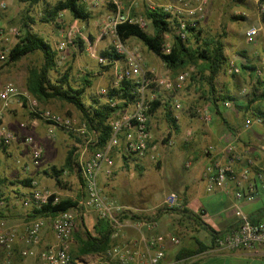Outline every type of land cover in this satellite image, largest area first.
Masks as SVG:
<instances>
[{
    "label": "built area",
    "instance_id": "2783aa9c",
    "mask_svg": "<svg viewBox=\"0 0 264 264\" xmlns=\"http://www.w3.org/2000/svg\"><path fill=\"white\" fill-rule=\"evenodd\" d=\"M63 1V0H56ZM259 9L264 13V0H256ZM87 3L88 7H98L104 3L114 5V11L110 16L99 22V36L97 40L106 36L112 38L113 47L117 54L125 59V66L119 68L115 61V82L113 87L117 88L123 82H130L134 86V99H116L109 97V91L102 88L100 93L107 97V103L113 107L125 103L127 109L120 110L116 108L114 114L109 119V125L112 128V135L108 142L102 148H99L91 156L84 158L87 149L96 145L97 132L90 131L85 122L77 123L71 117L62 116L51 112L50 110L37 111L38 101L34 98L31 101L32 107L39 116L49 121L51 126L48 128L49 137L55 135L56 127H61L67 131L77 135L83 139L85 149L82 151L79 160H75L78 164L79 172L83 179L81 188L85 195L82 199L77 200V204L66 211L58 213L52 220V230L54 242L46 247L40 248L43 243L42 230L45 224L43 218H34L25 225L23 229L16 226H10L0 218V250L3 257H0V264H24L23 261L16 262L15 254H19L21 259L29 257L35 258L37 264H88L78 260L71 253V244L74 233L78 228L79 218L84 215L86 209H94L97 217L108 219L112 229V243L107 251L102 254L100 264H186L183 261L167 262L165 260L166 243L168 240L174 244L180 243V238L175 235H167L157 232L159 226L157 221L158 214L162 211L186 209V203L176 192L166 195L161 201L150 207H134L118 202L114 198L108 196L100 183V175L105 172L111 176L114 167V151L116 148L123 150L128 155L137 158L149 157L152 161L157 162L160 159V153L157 143L153 141V134L150 128V109L153 99L146 94L147 87L162 88L165 90H173L185 83L190 76L189 70H185L175 78L170 74H159L155 69H146L145 59L142 52L137 48H130L119 36L117 27L123 23L136 24L142 29H147L149 22L143 16L136 17L124 10L121 0H82ZM207 0H197L191 4L189 0H174L167 4H151L149 8H163L166 12L171 13L177 18V25L174 26L176 34L182 39H186L190 32V28L198 27L199 21L205 16V6ZM6 7V1L0 0V9ZM66 11L59 13V18L63 17ZM182 15L190 17V21L182 18ZM264 34V23L260 25L250 26L245 32V39L248 43H253L257 38ZM21 35L20 28L0 27V41L6 43L12 37L19 38ZM84 38L90 55L96 58L99 63L106 64L108 59L97 53L94 43L89 41L80 28V20L76 19L73 24L67 28L62 40L58 44V56L64 58V53L70 45H74L78 37ZM172 49V38L170 33L164 36L162 51L169 53ZM11 49H0V60L8 61ZM229 74H239L241 67L234 58H230L227 64ZM21 93L20 89L13 82H6L0 89V147H8L18 140L16 134L11 131L5 123L6 110L11 105L13 99L17 98ZM30 98L28 92L23 93ZM152 98V97H151ZM225 105H230L229 100L225 101ZM180 102L175 104L176 109H181ZM201 117L204 121H210V115L206 109L195 107L190 110ZM262 122L261 118L257 119ZM249 120L246 126L250 125ZM27 123L21 122V128H27ZM264 136V134H263ZM193 137V129H187L184 133V139L190 140ZM23 143L31 148V158L35 165L43 156V148L37 143L32 135H27L22 140ZM173 146L175 141L169 138L166 143ZM234 150L232 144L229 145L228 151ZM79 161V162H78ZM235 158H230L227 164L216 166L210 164L207 166L204 179L206 188L212 191L215 188H224L227 181L235 173L233 163ZM248 166L252 163L248 160ZM191 162H187L190 166ZM259 179L264 178V172H258ZM247 183L249 186L248 197L252 198L257 193L256 188L250 178V167H246L242 173V178L238 182L239 189L236 191L237 198H243L245 193L242 184ZM54 192L40 187L35 181L28 196L22 199L25 208L40 209L47 204ZM60 197H55L54 202ZM1 205L4 203L1 201ZM236 214L240 218L239 227L225 234H219L214 238V249L225 251L234 249L258 250L264 245V221L254 222L236 204ZM136 216H142L143 219L137 221L131 220ZM134 227L138 236L134 239H125L124 232L127 228ZM19 243H23L24 247H18Z\"/></svg>",
    "mask_w": 264,
    "mask_h": 264
},
{
    "label": "crops",
    "instance_id": "0c3cea01",
    "mask_svg": "<svg viewBox=\"0 0 264 264\" xmlns=\"http://www.w3.org/2000/svg\"><path fill=\"white\" fill-rule=\"evenodd\" d=\"M173 1L121 0V4L124 10L129 12L131 9L142 10L144 4L149 6L150 3L167 4ZM191 1L195 3L197 0ZM210 2L215 4V0H210ZM226 2L234 5L231 15L243 14L246 16L245 23L241 25L237 34L238 38L234 35L237 31L235 27L236 21L230 17L232 22L227 27L229 39L227 38L226 40V52L228 55L230 56V43H233V54L231 57L236 60L239 66L243 64L246 68L242 67L239 74H229L226 68L215 80L216 96L229 95L233 97L229 100L231 104L225 105L224 103L227 100H221L218 101V106L215 107L204 96L202 97L203 93L200 95L198 92H192L191 95H187L184 98L185 100H183L181 109L174 110L180 129L176 131L175 139L173 138L175 141V146L173 147L162 146L156 141L158 124L153 119L154 115L150 118V128L155 137H153V141L159 147V161L162 165L160 172H158L163 178V182L159 185V190L155 189L152 192L155 193L156 197L162 199L171 192L178 193L186 203L187 209L198 214L200 219L207 225L206 227H211L210 229H214L221 234L228 233L239 227L240 218L235 211L236 204L242 208L252 221H264V186L261 185L260 180L256 179L258 172H264V34H261L253 43H248L245 39L246 30L250 26L260 25L262 19L255 0H224L220 7H214V10L217 13L219 12L218 15L225 13L223 4ZM114 9V5L111 4L108 7L105 3L98 7H88V10L98 14L95 18V23H99L110 16ZM72 19L76 20L73 16ZM222 23H224V20L221 16L218 19V24ZM232 37L237 39L232 40ZM96 44L99 45V43ZM152 58L151 55L147 56V62L151 61ZM193 104H196V106ZM22 105L18 98L13 99L6 110L4 119L9 129L24 134L19 122L22 121V118L30 117L31 115L29 109L23 108ZM197 106L208 111L210 121L206 122L196 114L190 113V110ZM218 110L220 114L217 112ZM179 118H181V121L178 120ZM258 118H261L262 122H258ZM247 120L251 121L249 126H246ZM41 121L40 119L36 120L35 127L30 130L34 132L39 141L44 140ZM188 127L193 129V137L186 141L184 133ZM184 128L186 129L184 130ZM32 136L34 137V135ZM230 144L234 146V150L231 153L228 151ZM11 147L6 148L7 153L5 156L9 159L8 164L12 168H15L13 166L22 160V165L17 167V174L20 178L24 176L33 177L39 171L47 169L46 165H35L32 162L29 145L20 141L14 143L13 149ZM28 151H30V154ZM26 152L30 160L24 158V153ZM43 155L47 154L43 152ZM18 156H22L24 159L22 158L19 162L17 160ZM230 158H235L233 163L234 175L228 179L224 188H215L212 191H208L204 179L207 166L210 164L214 166L227 164ZM138 159L141 162V167L154 162L149 157ZM248 160L252 162L250 166H248ZM187 162H191V165L187 166ZM246 167H250V178L252 182H255L253 184L257 193L249 199L248 189L250 185L243 183L241 186L245 196L237 198L236 191L240 190L238 182L241 180L242 173ZM3 172L0 173V178H5V176L9 175ZM107 178H109V175H106L105 172L101 173L100 183L106 194L107 192L103 185ZM19 188L23 190L22 186ZM54 193L60 198H66L63 196V190L59 187L55 189ZM29 194L25 192L17 201L22 202V199ZM79 194L85 195L83 188L78 189L77 194L69 195V198L78 200ZM22 207L26 213L19 212L10 215L15 217L14 226L20 229H23L27 223L34 219L33 209ZM97 218V212L94 209L85 210L83 219L88 231L93 234L95 233ZM139 219H143V217L136 216L131 220L137 221ZM49 220L45 222L42 230L43 243L40 248L54 242L52 221ZM157 221L159 223L156 229L157 232L175 235L180 238L179 244H174L170 240L167 241L165 250V260L167 262L184 260L186 264H264V245L255 251L243 248L225 251L214 249L210 229L196 221L194 215L189 212L188 214H183L180 211H162L158 214ZM78 232L80 234L79 226L73 236L71 244L73 249H76L78 245V239L80 238V235H77ZM124 236L125 239L132 240L138 236V232L134 227H129L125 230ZM18 247L23 248L24 244L19 243ZM188 251L197 252L190 256H185ZM16 256L20 257L19 254H15L14 260ZM178 256L181 257L178 258ZM76 258L84 263L100 264L102 255H79ZM37 262L32 257L23 260L24 264H37Z\"/></svg>",
    "mask_w": 264,
    "mask_h": 264
},
{
    "label": "rangeland",
    "instance_id": "374dc122",
    "mask_svg": "<svg viewBox=\"0 0 264 264\" xmlns=\"http://www.w3.org/2000/svg\"><path fill=\"white\" fill-rule=\"evenodd\" d=\"M6 1V7L4 9H0V27H11L15 26L21 29L22 23L24 19L27 18V8L29 2L25 0H5ZM56 0H42L40 4L35 5L32 7L31 12L29 14L33 18V23H31L34 30L39 33L41 36L46 38L56 49L58 52V44L62 40L64 33L66 32L67 28L70 27L74 20L72 19V15L68 12L65 13L63 17L58 18V25L55 23H48L41 20L42 17V11L43 8L47 5L46 3H54ZM191 4H194L193 1L189 0ZM224 0H215V4H211L210 0H207L206 6H205V16L199 21L198 27L199 30L202 33V36L206 39H209L210 37H217L218 35H222L224 40L226 41L228 38V25L232 20L230 17L233 13L232 8L234 5L230 3H225L224 5V14L218 15L217 11L214 10V7H220L222 5ZM256 1V0H255ZM243 2V1H241ZM148 3V2H147ZM257 5L258 2L256 1ZM87 5V3H85ZM151 4L155 3H150ZM108 7L111 5L109 3H105ZM148 5V4H147ZM149 6L143 5L142 10L134 9L130 10L129 13L131 16L140 17L145 16V11ZM101 8V7H100ZM128 12V11H127ZM258 12L262 16L264 13H262L259 9L258 5ZM231 15V16H230ZM242 15L245 17L244 20H246V16L243 14H237ZM98 16V14H95L92 12V18L89 19L86 22L80 21V28L82 29L84 35L87 37L89 41L96 44L99 43V45L96 46L97 53L102 55L101 52H103L106 49H113V42L112 38L110 36H106L103 39H100L97 41V38L99 36V23H95V18ZM174 16V15H173ZM223 17L224 23L218 24V19L220 17ZM175 17V16H174ZM183 19H186V21H190V17L186 15H182ZM177 19V18H176ZM244 20H238L236 21V28L237 31L234 33L236 35L240 31L241 25H243L245 22ZM149 22V21H148ZM262 22L261 24H263ZM177 23H174V26H176ZM147 31H152V26L149 23ZM176 31V29H175ZM189 32L188 42L196 44L197 41L191 33ZM232 37V40H236L237 38ZM229 39V38H228ZM19 40V38L12 37L10 41L3 43L0 41V49H11ZM79 40L83 42V47H80ZM130 48H137L139 49L145 59V67L146 69H155L157 73L159 74H170L172 77L178 76L183 71H180L178 74L173 75L170 70L165 66V64L161 61V59L156 54H151L149 50L143 45V43L138 40L137 38H130L125 42ZM102 44V45H101ZM233 43H230V50L229 54L230 57L233 54ZM115 51V50H114ZM59 54V52H58ZM152 56L153 58L151 61L147 62V56ZM106 57V56H105ZM107 58V57H106ZM233 58V57H231ZM108 59V58H107ZM116 64L119 68L125 66V59L122 57L119 60H116ZM43 63V59L40 53H34L31 55H28L21 60L15 62V63H9V61H2L0 60V87H2L6 82H13L18 86L21 93L17 98L19 99V102H21L23 105L22 107L25 109H29L30 111V117L22 118V121L19 122H25L27 123V128H22L24 131V134L18 133L14 130L13 131L18 140L16 142H20L23 140V138L27 135H34L35 139L38 141V144L43 148L44 153L47 155H43L39 164L46 165L47 169H49L52 165H56L57 167H62L65 161V157L68 153V150H70L73 147L77 148L76 152V159L79 160L80 155L82 151L85 149L83 144V139L78 137L77 135H74L73 133L67 131L64 128L56 127L55 129V135L52 137H49L47 134L48 128L51 126L49 121H46L42 119L38 113H36L32 107L31 101L35 97H33L28 91H27V78H28V70L29 67L32 65H40ZM109 64V59L106 64H101L99 61L92 57L90 55L89 50L87 49L86 42L84 38L81 36L78 37L75 41L74 45H70L66 52L64 53V58H60L58 56V69L59 71H53L51 72V78L55 81L60 77V73H68L70 82L75 87H80L84 83V79L88 78L91 81V85L87 87V90L85 92V102L87 104H91L94 101H99L100 103L107 102V97L100 93V90L102 88L110 90L114 85L115 82V62L113 65L109 68L106 66ZM186 70L191 71L190 76L188 77L187 81L183 83L180 87H175L173 90H165L162 88H152L147 87L146 94L150 99L159 100L161 105L157 108V110L152 114L154 115V120L157 121L158 124V136L156 138V141L162 144V146L166 145L167 147H173L168 146L167 140L169 138L175 139V134L177 133L176 130L172 129L170 127V124L167 121V108L172 109V112L174 114L175 104L177 102H180L181 105L183 104L184 98H186L187 95H191L192 92H198L200 95L202 92L207 88L206 82L202 79L203 75H200V73L197 70V67H190ZM185 71V70H184ZM195 77L194 79L191 77ZM196 88V89H195ZM195 89V90H194ZM28 92L30 94V98L26 97L23 93ZM152 97V98H151ZM36 99V98H35ZM37 100V99H36ZM38 101V100H37ZM153 103V102H152ZM122 105L120 110L127 109V105L125 103L119 104ZM196 106V104H193ZM183 106V105H182ZM198 107V106H197ZM37 111H45L50 110L51 112L60 114L62 116L71 117L77 121V123H81V116L79 112L70 104L63 103L59 100H50L49 102L42 103L38 101ZM150 114V118L152 116ZM176 117V116H175ZM42 120L40 123L43 127V139L44 140H38L37 136H35L34 132L30 131L31 128H34V124L36 123V120ZM178 120L181 121V118ZM181 125V124H180ZM191 126V125H190ZM191 127H188L189 129ZM186 128H184L185 130ZM186 129V130H187ZM73 134V135H71ZM153 134V133H152ZM76 137L80 138L82 141H79L76 139ZM154 137V136H153ZM155 138V137H154ZM155 142V141H154ZM12 143L10 146L13 149ZM9 147V146H8ZM8 147H0V173H8L9 175L5 176L8 180H14V179H25V178H31L33 179V182L35 181L40 187L48 189L52 192L55 191L57 187H59L55 180L51 177H49L44 171H39L36 173L33 177L24 176L23 178H20L17 174V167H20L22 165V156H18L17 160H21L20 163L13 166L15 168L10 167L8 164L7 157L5 156L7 153ZM99 148H96L95 145L90 146L85 155L84 158H87L94 154ZM120 151H123L119 148H116L114 151V167H113V173L107 180L105 181L103 187L106 190L107 194L111 197H113L115 200L122 204L131 205L134 207H150L158 203L162 200V198L156 197L152 191L153 190H159V185H161L162 181V175H160V169H161V162H152L150 165H146L141 167V162L136 156L129 155L128 163H125V160L123 159ZM30 154V151H28ZM24 158L27 160H30L28 158V153H24ZM23 158V159H24ZM32 159V158H31ZM34 163V161H32ZM79 162V161H78ZM27 164V163H26ZM35 164V163H34ZM40 169V167H39ZM13 170V171H12ZM159 171V172H158ZM79 167L78 164L75 163V170L74 171H66L63 174V181L64 186L59 187L63 190V196L66 198H69V195H75L77 194V190L82 189L81 188V179L79 176ZM1 175V174H0ZM32 182V183H33ZM20 186H9L1 184L0 185V193L5 194V203L3 206L0 207V218L4 219L8 225L14 226V215L15 213L22 212L23 214L26 213L24 211V208L22 207V202H18V195H24L25 192L30 193L31 187H22L23 190H20ZM168 188V186H167ZM25 191V192H24ZM84 195L79 194L78 200L82 199ZM21 197V196H20ZM73 199V198H72ZM161 199V200H160ZM172 212V211H171ZM177 212V211H175ZM46 222L48 219L49 221H52L54 217L52 218H46L41 217ZM47 219V220H46ZM79 226V222H78ZM72 248V247H71ZM0 257H3V252L0 250ZM23 261V259H22Z\"/></svg>",
    "mask_w": 264,
    "mask_h": 264
},
{
    "label": "trees",
    "instance_id": "16d2710c",
    "mask_svg": "<svg viewBox=\"0 0 264 264\" xmlns=\"http://www.w3.org/2000/svg\"><path fill=\"white\" fill-rule=\"evenodd\" d=\"M29 2L27 10V18L24 19L22 27L20 29L21 35L17 43L11 48L8 56L9 63H15L22 58L34 54L40 53L43 59V63L40 65H32L28 70L27 78V91L42 103L49 102L50 100H59L63 103L72 105L80 114L82 122H85L90 131L95 130L97 132L96 148H102L108 142L112 135V128L109 125V119L114 114L116 108H121L122 105L115 107L109 105L107 102L100 103L94 101L91 104L85 102V92L87 87L92 83L88 78L84 79V83L80 87L72 85L69 79L68 73H60V77L55 81L51 78V72L59 71L58 67V52L53 45L39 33H37L32 27L33 18L29 14L32 7L40 4L42 0H25ZM43 8L41 20L48 23H55L58 25L59 13L61 11L69 12L74 18L81 22H86L92 18V12L88 10L87 5L82 0H63L55 1L54 3H46ZM146 19L152 26V31L142 29L136 24L123 23L118 25L117 31L120 38L126 42L130 38H137L143 45L156 54L165 66L172 72L173 75L178 74L180 71H184L190 67H197L200 75H203L202 79L206 82L207 88L202 92L206 100L212 103L215 107L218 105V101L231 100L233 97L229 95L216 96V78L227 68V64L230 60V56L226 52V41L222 35L217 37H210L206 39L202 36L199 27L190 28L192 35H194L197 43L193 44L188 42V39H182L176 34L174 23H177L176 17L171 13L166 12L163 8H147L145 11ZM234 21L244 20L242 15L231 16ZM262 22H264V15L261 16ZM166 33L171 34L172 49L169 53L162 51V44L164 42V36ZM80 47H83V42L79 40ZM103 56L109 59L107 68L111 67L116 60L122 58L112 48L106 49L101 52ZM241 69L246 68L245 65H240ZM193 79V75L191 76ZM134 86L135 84L130 82H123L117 88H112L109 92V97L116 99H127L132 101L134 99ZM161 103L157 99L153 101L150 109L152 115ZM167 108V121L170 127L176 131H179L180 126L177 118L172 112V109ZM219 114V110L217 111ZM224 120V118L222 117ZM73 135V134H71ZM77 140L82 141L76 137ZM77 148L73 147L68 150L62 167L52 165L44 172L51 178H53L59 187L64 186L63 174L66 171L75 170ZM125 163L129 161V155L124 151H120ZM81 183L83 179L79 173ZM261 185L264 186V178L259 179ZM33 179H14L8 180L6 178H0V185L33 186ZM22 195H18L20 198ZM55 197H59L56 193L53 194L50 201L42 206L40 209H33L34 218H52L58 213L73 208L77 204L76 199L72 198H59L54 202ZM5 194L0 193V207L1 201L5 203ZM168 211V210H167ZM177 211V210H169ZM183 214L191 213L194 215V219L201 225L206 227L207 225L200 219L199 215L191 212L189 209L180 211ZM80 235L78 239V245L76 249L71 248V253L74 257L79 255L88 254H104L112 243L113 229L108 219L98 217L95 225V233L88 231L83 216L79 218ZM210 229L211 227H206ZM212 240L215 236L221 234L214 229H210ZM76 235V236H77ZM197 251H188L186 255L190 256ZM181 256H178L180 258ZM16 262H21L20 257H15Z\"/></svg>",
    "mask_w": 264,
    "mask_h": 264
}]
</instances>
